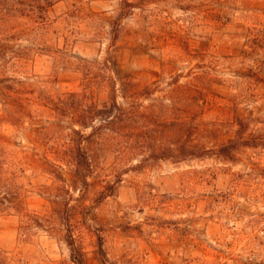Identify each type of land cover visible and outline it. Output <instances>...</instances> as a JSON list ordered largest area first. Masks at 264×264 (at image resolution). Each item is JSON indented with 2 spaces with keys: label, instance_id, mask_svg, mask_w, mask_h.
Wrapping results in <instances>:
<instances>
[{
  "label": "rangeland",
  "instance_id": "obj_1",
  "mask_svg": "<svg viewBox=\"0 0 264 264\" xmlns=\"http://www.w3.org/2000/svg\"><path fill=\"white\" fill-rule=\"evenodd\" d=\"M120 1L57 4L40 32L52 47L49 54L29 51L25 32L33 26L27 18L0 21L9 28L0 31V78L29 83L34 97L82 92L85 76L77 64L107 57ZM139 1L120 23L106 75L115 81L121 105L122 82L140 93L136 134L142 154L124 157L105 136L84 140L93 172L90 185L74 184L70 118L58 124L39 108L35 125L1 123L0 142L24 163L16 171L25 208L51 215L48 188L57 181L42 169L49 166L66 180L63 196L84 264H102L100 236L104 264H264V0ZM12 5L0 0V11ZM10 27L20 33L17 39ZM109 95L98 90L94 99ZM238 119L248 123L244 138L258 147L239 140L234 159L225 160L217 151L239 137ZM45 128L53 130L35 146V131ZM176 136L209 155L149 160L156 144H175ZM20 225L14 212L0 216V253L9 264H75L63 238L66 227L23 240Z\"/></svg>",
  "mask_w": 264,
  "mask_h": 264
},
{
  "label": "trees",
  "instance_id": "obj_2",
  "mask_svg": "<svg viewBox=\"0 0 264 264\" xmlns=\"http://www.w3.org/2000/svg\"><path fill=\"white\" fill-rule=\"evenodd\" d=\"M62 1L13 0V5L10 8L3 7L0 11V21L11 18H27L33 26L32 29H27L25 32L28 41L31 43V48L28 50L38 54H49L52 51V47L48 45L44 38H40V32L45 31L47 28L50 11ZM139 5V0L120 1V13L113 19L112 40L104 61L97 62L82 59L77 64V69L85 76L82 92H73L59 98H51L46 95L34 97L29 83L10 76L0 78V101L4 106V115L0 116V124L8 123L23 128L25 122L29 120L31 124L35 125L36 120L34 118L39 115V108H46L47 113L58 124L63 121V118H70L72 126L69 127L67 136L71 144L75 146L73 154L74 184L90 185L88 178L93 172L91 156L81 146L84 140L100 139L105 136L107 140L114 143L115 149L124 157L142 154L138 150L141 147L137 145L139 138L138 134H136L139 130L137 100L140 93L136 91V87L131 82H122L120 89L125 105H121L116 94V83L113 78H109L106 75L112 68L114 61L113 55L119 38L120 23L125 16L139 8ZM7 29L9 28L5 29L0 26L2 33H5ZM15 29L16 27H10L13 37L17 39V35L20 33L15 31ZM66 45H69L68 38L66 39ZM96 90H100V92L109 90L108 99L103 102L95 100ZM237 123L240 126L239 137L232 140L231 144L224 145L217 151L219 157L225 160L234 159L233 152L237 149L240 141H243L242 143L245 147H258V145L250 144L243 136L245 130L248 129V123L243 119H238ZM174 124L172 123V125ZM89 129L91 132L88 135L85 134L86 130ZM52 130V128H45L43 131H35L36 137L32 140L33 144L35 146L40 145L41 138L50 134ZM176 137V141L174 139L175 144H167L164 140L156 144L157 146L148 156L149 160L157 161L159 159L174 158L182 162L209 155V150L200 148L199 144L186 140L181 136ZM174 145H176V148ZM23 165L24 163L11 156L6 147L0 142V216L14 212L20 217V232L23 240H29L40 230L47 229V231L55 233L57 226L66 227L63 232V238L70 249L71 261L75 264H84L86 262L85 254L77 244L71 225L73 220L71 208L69 204L65 203L63 196L67 184L65 178L61 173L50 172L49 166L42 168L45 172L52 174L57 181L55 186L48 188L52 213L50 216L43 218L37 214L30 213L25 208V202L17 186L19 177L16 171ZM110 188L107 187L106 190ZM100 196L104 198L106 192L101 193ZM98 255L102 264L108 262L101 236L99 237ZM9 262V258L0 253V264H9Z\"/></svg>",
  "mask_w": 264,
  "mask_h": 264
}]
</instances>
